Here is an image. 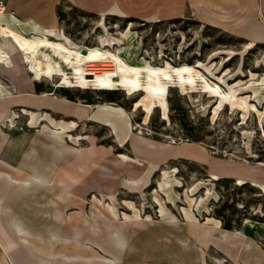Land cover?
<instances>
[{"label": "rangeland", "instance_id": "obj_1", "mask_svg": "<svg viewBox=\"0 0 264 264\" xmlns=\"http://www.w3.org/2000/svg\"><path fill=\"white\" fill-rule=\"evenodd\" d=\"M0 1L5 5V0ZM97 5L95 8L100 9L75 0H12V13L20 19L32 17L38 24L37 29H31L26 23L18 25V30L27 37L43 34L52 42L66 39L70 46L98 47L109 53L122 49L125 57L128 56L125 59L133 65L143 59L153 67H164L166 63L173 67L187 64L202 75V80L210 85L219 84L221 92L237 98L233 105L228 102L216 107L217 96L202 91L200 81L196 87L186 85L184 90L170 86L167 88L168 117L163 118L161 108L156 107L145 120L143 105L134 108L142 92L126 94L121 88L108 91L57 86L58 76L33 79L23 51L8 38L0 37L4 54L16 64L11 68L16 69L18 84L32 82L38 87L37 92L50 91L61 98L98 106V116L94 119L102 124L93 121L70 124H73L71 136L65 137L75 144L87 136L83 133L91 140L113 143L115 131L104 113L118 111L125 113L118 120L127 119L128 131L133 135L178 147L175 154L185 156L166 161L152 174L149 183L138 190L123 188L112 192L117 215L128 214L127 220L146 223L160 220L211 223L220 222L218 218L222 217L234 229L264 224V188L259 187L264 186V41H247L219 26L202 23L188 9L175 17H158L144 3L131 6L132 13L108 10L110 3L103 7L104 2ZM4 13L8 14L6 8ZM43 27L53 30L52 35ZM125 34L129 37H124ZM66 70L70 71L68 67ZM113 73L116 78L119 76L118 71ZM7 77L6 73L0 75L3 83L8 82ZM34 112L38 121L41 111ZM118 152L119 157L128 158L122 153L128 152L126 144ZM215 168L244 171L262 182L223 176ZM211 175H217L218 179H212ZM146 178L147 174L141 182ZM238 179L246 183L241 184ZM159 182L166 184L164 190ZM89 197L100 204L92 194ZM160 206L170 216L160 215ZM184 211L191 212V217H186ZM152 239L143 247L146 254L153 253ZM205 257L210 264H230L214 247L206 249Z\"/></svg>", "mask_w": 264, "mask_h": 264}, {"label": "crops", "instance_id": "obj_2", "mask_svg": "<svg viewBox=\"0 0 264 264\" xmlns=\"http://www.w3.org/2000/svg\"><path fill=\"white\" fill-rule=\"evenodd\" d=\"M5 1L7 20L13 16L20 24L38 25L32 17L15 16L12 0ZM75 1L94 9L110 3L108 10L121 13H132L131 6L144 3L158 17H175L188 9L202 23L247 41H264V0ZM13 64L11 58H0V75H9L6 83L0 78V264H210L205 257L209 247L230 264H264L263 223L240 229H224L214 220L146 223L99 207L90 194L138 190L166 161L185 156L175 154L178 147L133 135L128 120H118L125 113L118 111L104 113L115 131L113 143L83 133L87 136L75 144L66 138L74 123L102 124L95 120L98 106L37 92L32 82L18 84ZM34 111H41L39 121ZM24 112L26 124L20 117ZM124 144L128 152L122 153L128 158L117 155ZM215 169L223 176L262 182L244 171ZM150 238L153 253L146 254L143 247Z\"/></svg>", "mask_w": 264, "mask_h": 264}, {"label": "bare ground", "instance_id": "obj_3", "mask_svg": "<svg viewBox=\"0 0 264 264\" xmlns=\"http://www.w3.org/2000/svg\"><path fill=\"white\" fill-rule=\"evenodd\" d=\"M3 11L4 8L2 9L0 6V37L8 38L16 45L17 49L23 51L28 69L30 73L34 74L33 79L42 76L52 79V77L58 76L59 83L56 84L57 86H76L82 89L90 87L96 90L106 89L108 91L109 89L121 88L126 91V94H133L138 90V92H142L141 100L135 103L134 108L143 105V110L146 112L145 120L149 117L152 109L156 107L161 108L163 118L168 117L167 88H170V86L179 87L184 90L187 87L186 85L196 87L200 81L202 82L200 86L202 91L209 92L210 96H217L218 102L216 107L227 104L228 102L233 105L234 101L237 99L235 95L221 92L218 86L219 84L210 85L205 80H202V75L200 76L195 68L187 64L173 67L166 63L164 67H153L143 59L140 60L138 64L133 65L128 63L126 60L128 56L125 57L122 49H117L116 52L109 53L108 51H102L98 47L88 48L86 46H70L66 43V39H58L52 42L43 34H32L27 37L26 34L18 30L17 27L20 25V22L17 18L12 16L9 20H6L5 16H3ZM30 27L31 29L38 28L33 24H30ZM45 31H48L51 35L53 33V30ZM124 37L128 38L129 35L125 34ZM0 58L9 59V57L4 54L1 47ZM108 58L109 61H106ZM66 67H68L70 71L66 70ZM114 70L119 72L117 78L113 73ZM142 73H145L144 77ZM24 114L25 112L20 117L21 122L26 124L28 117L26 118ZM61 131L62 133L67 132L62 128ZM76 138H78V136ZM211 176L212 179L218 178L217 175ZM237 182L242 183L240 180H237ZM158 184L159 187L164 190L163 187L166 184L162 182ZM259 187L264 188V186L261 185H259ZM92 197H94L97 203L105 204L107 211L117 215L113 194ZM158 211L160 215L164 217L170 216L161 206ZM120 215L127 219L130 217L128 214ZM185 215L186 217H191L192 213L185 212ZM136 217L138 218L139 215H136Z\"/></svg>", "mask_w": 264, "mask_h": 264}, {"label": "trees", "instance_id": "obj_4", "mask_svg": "<svg viewBox=\"0 0 264 264\" xmlns=\"http://www.w3.org/2000/svg\"><path fill=\"white\" fill-rule=\"evenodd\" d=\"M34 86H35V91L39 90L38 87H37L36 85H34ZM105 90H106V89H105ZM109 90H110V89H109ZM111 90H116V89H111ZM217 179H218V178H217ZM243 183H246V182L243 181L241 184H243ZM217 218H218V217H217ZM220 218L222 219V217H219V218H218V219L220 220V223H221L222 228H224V229H226V228H227V229H231V228H233L232 225H231V223H229V222H227V221L224 223L223 220H221Z\"/></svg>", "mask_w": 264, "mask_h": 264}, {"label": "built area", "instance_id": "obj_5", "mask_svg": "<svg viewBox=\"0 0 264 264\" xmlns=\"http://www.w3.org/2000/svg\"><path fill=\"white\" fill-rule=\"evenodd\" d=\"M0 6L3 9L4 8V4L0 1Z\"/></svg>", "mask_w": 264, "mask_h": 264}]
</instances>
